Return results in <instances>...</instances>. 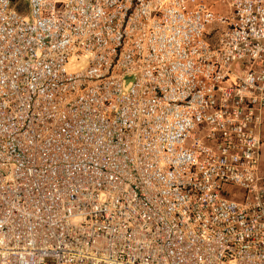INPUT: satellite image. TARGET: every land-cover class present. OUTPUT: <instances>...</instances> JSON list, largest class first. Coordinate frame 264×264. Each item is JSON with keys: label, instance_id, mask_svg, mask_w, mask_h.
Masks as SVG:
<instances>
[{"label": "built area", "instance_id": "built-area-1", "mask_svg": "<svg viewBox=\"0 0 264 264\" xmlns=\"http://www.w3.org/2000/svg\"><path fill=\"white\" fill-rule=\"evenodd\" d=\"M11 1L0 264H264V0Z\"/></svg>", "mask_w": 264, "mask_h": 264}, {"label": "rangeland", "instance_id": "rangeland-1", "mask_svg": "<svg viewBox=\"0 0 264 264\" xmlns=\"http://www.w3.org/2000/svg\"><path fill=\"white\" fill-rule=\"evenodd\" d=\"M213 9L220 11L221 10V6L217 3L212 4ZM10 9L12 11H16L17 13L22 14V16H24L26 19H28L27 17V10H26V2L24 0H12L11 4H10ZM84 64L83 63H79V62H75V61H68L67 65H66V70L67 72H75L79 69L82 68ZM259 172L264 175V159L260 161L259 163ZM232 191H234L235 193H238L239 190L238 188H232ZM240 193V192H239Z\"/></svg>", "mask_w": 264, "mask_h": 264}]
</instances>
